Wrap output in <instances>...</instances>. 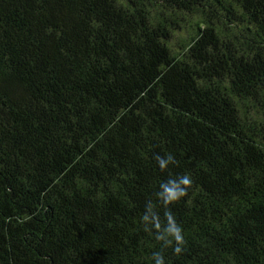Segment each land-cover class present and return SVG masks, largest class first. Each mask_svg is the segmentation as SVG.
<instances>
[{"label": "trees", "instance_id": "1", "mask_svg": "<svg viewBox=\"0 0 264 264\" xmlns=\"http://www.w3.org/2000/svg\"><path fill=\"white\" fill-rule=\"evenodd\" d=\"M185 173L177 257L140 217ZM156 251L264 264V0H0V264Z\"/></svg>", "mask_w": 264, "mask_h": 264}, {"label": "clouds", "instance_id": "2", "mask_svg": "<svg viewBox=\"0 0 264 264\" xmlns=\"http://www.w3.org/2000/svg\"><path fill=\"white\" fill-rule=\"evenodd\" d=\"M154 160L161 171L168 170L171 166L178 165L176 157L171 153L156 154ZM192 186V178L185 173L178 176H170L159 185L156 192L157 203L146 201L143 215L140 217L142 228L145 232L154 235L163 248L171 247L172 252L179 257L185 250V233L183 226L171 210V206L180 202L187 196ZM163 208V222L159 207ZM153 264H167L162 252L152 254Z\"/></svg>", "mask_w": 264, "mask_h": 264}]
</instances>
